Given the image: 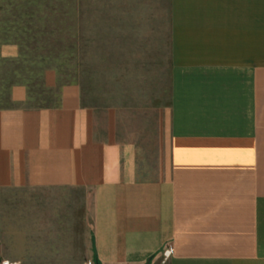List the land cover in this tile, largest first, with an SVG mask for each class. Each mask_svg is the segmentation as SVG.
<instances>
[{"label": "crops", "instance_id": "obj_1", "mask_svg": "<svg viewBox=\"0 0 264 264\" xmlns=\"http://www.w3.org/2000/svg\"><path fill=\"white\" fill-rule=\"evenodd\" d=\"M115 1L136 47L168 49L151 130L49 69L56 103L0 101V189L82 190L102 264H264V0Z\"/></svg>", "mask_w": 264, "mask_h": 264}, {"label": "rangeland", "instance_id": "obj_2", "mask_svg": "<svg viewBox=\"0 0 264 264\" xmlns=\"http://www.w3.org/2000/svg\"><path fill=\"white\" fill-rule=\"evenodd\" d=\"M121 7L115 0H0V50L19 47L15 57L0 51L1 105L20 83L32 104L56 103L57 90L44 83L53 69L59 84L79 85L84 104L121 107L123 120L143 119L151 130L150 106L169 96L168 49L136 47L138 26L128 22L138 18L121 17ZM84 197L82 190L0 189V264H96Z\"/></svg>", "mask_w": 264, "mask_h": 264}, {"label": "built area", "instance_id": "obj_3", "mask_svg": "<svg viewBox=\"0 0 264 264\" xmlns=\"http://www.w3.org/2000/svg\"><path fill=\"white\" fill-rule=\"evenodd\" d=\"M163 262L167 261L173 254V248L171 246L166 247L163 250Z\"/></svg>", "mask_w": 264, "mask_h": 264}, {"label": "trees", "instance_id": "obj_4", "mask_svg": "<svg viewBox=\"0 0 264 264\" xmlns=\"http://www.w3.org/2000/svg\"><path fill=\"white\" fill-rule=\"evenodd\" d=\"M95 262H96V263H101V261H100L98 255L96 254V252H95ZM101 264H102V263H101Z\"/></svg>", "mask_w": 264, "mask_h": 264}, {"label": "water", "instance_id": "obj_5", "mask_svg": "<svg viewBox=\"0 0 264 264\" xmlns=\"http://www.w3.org/2000/svg\"><path fill=\"white\" fill-rule=\"evenodd\" d=\"M96 264H101V263H96Z\"/></svg>", "mask_w": 264, "mask_h": 264}]
</instances>
